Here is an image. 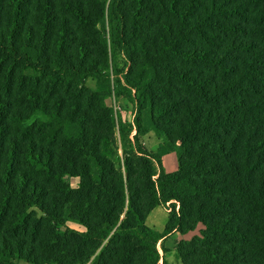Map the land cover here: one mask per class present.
I'll return each mask as SVG.
<instances>
[{"label": "trees", "instance_id": "1", "mask_svg": "<svg viewBox=\"0 0 264 264\" xmlns=\"http://www.w3.org/2000/svg\"><path fill=\"white\" fill-rule=\"evenodd\" d=\"M199 224L183 264H264V0H0V264L166 263Z\"/></svg>", "mask_w": 264, "mask_h": 264}, {"label": "rangeland", "instance_id": "2", "mask_svg": "<svg viewBox=\"0 0 264 264\" xmlns=\"http://www.w3.org/2000/svg\"><path fill=\"white\" fill-rule=\"evenodd\" d=\"M113 103V102H112ZM114 105L117 107V109H120V104L118 102L114 101ZM123 115L126 119H133L134 118V112L132 108H128L127 110L123 111ZM146 146L154 150L160 140L154 133H150L148 136L145 138ZM164 165L168 171H174L178 168V161L175 153H172L170 155H167L164 158ZM76 181L74 180V183ZM170 212V205H165V206H160L157 209H155L149 216V224L156 228L157 230L163 231L166 224H167V219L168 215ZM78 227L77 225H74ZM204 228L202 224H199L196 230L189 232L185 234L184 236L181 235L180 233H173L170 236L166 238V245L169 248V252L167 254V258H165L166 263L163 262V264H183L177 257V252H176V247L177 244L181 239H190L193 236L200 235L201 230ZM160 246V251L162 255H164V251L162 250V242L159 243Z\"/></svg>", "mask_w": 264, "mask_h": 264}, {"label": "built area", "instance_id": "3", "mask_svg": "<svg viewBox=\"0 0 264 264\" xmlns=\"http://www.w3.org/2000/svg\"><path fill=\"white\" fill-rule=\"evenodd\" d=\"M161 264H163V260H161Z\"/></svg>", "mask_w": 264, "mask_h": 264}]
</instances>
